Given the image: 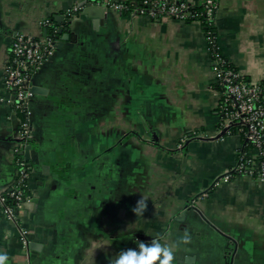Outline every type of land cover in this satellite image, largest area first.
Segmentation results:
<instances>
[{
  "label": "crops",
  "instance_id": "obj_1",
  "mask_svg": "<svg viewBox=\"0 0 264 264\" xmlns=\"http://www.w3.org/2000/svg\"><path fill=\"white\" fill-rule=\"evenodd\" d=\"M140 1L0 0V193L17 174L21 116L1 100L12 36H45V18L62 29L30 80L32 201L17 221L0 214L8 264H112L136 241L171 243L185 230L190 243L174 264H264V183L233 175L215 184L240 140L219 130L204 26L109 6ZM213 20L221 55L247 81H264V0H218ZM61 104L76 107L73 120ZM141 196L142 217L131 211Z\"/></svg>",
  "mask_w": 264,
  "mask_h": 264
},
{
  "label": "built area",
  "instance_id": "obj_2",
  "mask_svg": "<svg viewBox=\"0 0 264 264\" xmlns=\"http://www.w3.org/2000/svg\"><path fill=\"white\" fill-rule=\"evenodd\" d=\"M218 0H203L192 6L183 0H141L133 2H111L110 7L119 13H138L151 17L161 14L177 19L197 18L204 29V39L213 61L215 79L221 89L218 106V126L223 135H235L240 140L236 159L228 173L220 181L227 182L233 175L255 178L264 183V81H247L221 55L214 41V12ZM199 7L194 12L191 8ZM76 8L67 10V14ZM201 18V19H200ZM39 26L47 30L43 37L15 32L8 48L2 69L3 97L15 113L20 114L17 143L14 151L23 149L32 137L30 109V80L41 65L53 53L56 45L57 27L50 18L39 21ZM52 27V33L48 27ZM222 138V137H221ZM16 177L4 193H0V214L9 221H17L20 212L32 201V181L35 172L21 157H16ZM12 200L8 203L7 200ZM22 232L21 241L27 243Z\"/></svg>",
  "mask_w": 264,
  "mask_h": 264
},
{
  "label": "clouds",
  "instance_id": "obj_3",
  "mask_svg": "<svg viewBox=\"0 0 264 264\" xmlns=\"http://www.w3.org/2000/svg\"><path fill=\"white\" fill-rule=\"evenodd\" d=\"M147 206V200L141 196L136 201L135 206L131 208V211L136 216L142 217L147 210ZM181 243H190V236L186 230L179 241L171 243L162 242L160 237L152 238L150 243L136 241L135 249L121 250L112 264H174L176 251ZM0 264H8L6 253H0Z\"/></svg>",
  "mask_w": 264,
  "mask_h": 264
},
{
  "label": "flooded vegetation",
  "instance_id": "obj_4",
  "mask_svg": "<svg viewBox=\"0 0 264 264\" xmlns=\"http://www.w3.org/2000/svg\"><path fill=\"white\" fill-rule=\"evenodd\" d=\"M56 37L58 38V30H57V35H56ZM55 48H56V46H55ZM70 104L74 101V99H76L77 98V95H75V94H72V95H70ZM64 102H66L65 100H63V102L62 103H64ZM31 109V108H30ZM75 112H77V110H76V107H74V106H68V107H63V104H61V107H60V112H59V115L60 116H62V117H64V119L65 120H73V117L74 116H76L78 113H75ZM31 115H32V110H31ZM32 117V116H31ZM78 124V123H77ZM31 126H32V137L29 139V141L26 143V146H28V145H31V143H32V140H33V138H34V127H33V122H32V118H31ZM19 130V129H18ZM17 133H18V131H17ZM17 133H16V138H17ZM68 137H71V135H69ZM66 148H69V144L68 143H66V146H65ZM23 152H24V148L23 149H18L17 151H14V147L12 148V159H13V164H14V166H15V159H16V157H21V158H23L24 160H26L25 159V157H24V154H23ZM63 157H65V156H63ZM63 160H64V162H63V164H65V165H69L70 163H71V161H70V159L69 160H65L64 158H63ZM26 163H27V165L29 166V167H31V169L33 170V168H32V166L26 161ZM63 164H61L62 165V168L64 167L65 168V165H63ZM70 167H71V165H70ZM68 167H66L65 169H67Z\"/></svg>",
  "mask_w": 264,
  "mask_h": 264
},
{
  "label": "trees",
  "instance_id": "obj_5",
  "mask_svg": "<svg viewBox=\"0 0 264 264\" xmlns=\"http://www.w3.org/2000/svg\"><path fill=\"white\" fill-rule=\"evenodd\" d=\"M192 9V11H194V12H198V11H200V8L199 7H195V8H191ZM201 19V18H200ZM50 20L53 22V25H55L56 26V24H55V21L52 19V18H50ZM192 20H198L197 18H194V19H192ZM202 24V23H201ZM204 26V28L203 29H206V27H207V25L206 24H204L203 25ZM212 30H213V33H214V26L212 27ZM48 31L50 32V33H52V27L50 26V27H48ZM57 35V34H56ZM230 65V64H229ZM230 66H232V65H230ZM7 202L8 203H12V200H7Z\"/></svg>",
  "mask_w": 264,
  "mask_h": 264
},
{
  "label": "water",
  "instance_id": "obj_6",
  "mask_svg": "<svg viewBox=\"0 0 264 264\" xmlns=\"http://www.w3.org/2000/svg\"><path fill=\"white\" fill-rule=\"evenodd\" d=\"M61 17V16H60ZM59 17V18H60ZM59 24H60V22H59ZM43 31H44V34L46 35L47 34V30L46 29H43ZM61 32H62V29H59L58 30V34H61ZM69 149V148H68ZM31 150V145H28L25 149H24V152H23V154L25 155V157L26 158H28V155H29V151ZM67 154L65 153L63 156H66ZM58 169L59 170H62V165H60L59 167H58Z\"/></svg>",
  "mask_w": 264,
  "mask_h": 264
}]
</instances>
